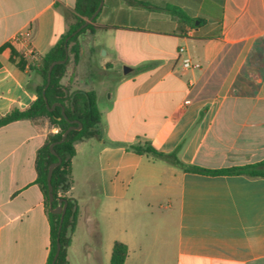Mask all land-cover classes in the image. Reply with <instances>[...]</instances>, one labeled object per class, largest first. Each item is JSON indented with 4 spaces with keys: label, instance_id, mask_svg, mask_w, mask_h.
I'll return each mask as SVG.
<instances>
[{
    "label": "crops",
    "instance_id": "obj_1",
    "mask_svg": "<svg viewBox=\"0 0 264 264\" xmlns=\"http://www.w3.org/2000/svg\"><path fill=\"white\" fill-rule=\"evenodd\" d=\"M149 1L187 19L103 0L101 28L80 35L78 61L60 80L94 90L101 112L100 134L77 142L71 162L66 195L79 215L69 264L76 242L87 264H110L115 241L127 247L123 264H264V177L185 172L128 148L179 146L184 163L208 169L264 160V0ZM73 7L0 0V115L35 100L41 78L32 67L58 28L68 30ZM26 30L28 39H14ZM183 56L200 67L182 68ZM116 62L129 70L119 74ZM57 131L46 118L0 126V264H47L35 157Z\"/></svg>",
    "mask_w": 264,
    "mask_h": 264
},
{
    "label": "trees",
    "instance_id": "obj_2",
    "mask_svg": "<svg viewBox=\"0 0 264 264\" xmlns=\"http://www.w3.org/2000/svg\"><path fill=\"white\" fill-rule=\"evenodd\" d=\"M136 7H145L153 10H164L179 20L187 19L184 11L176 6L161 5L157 1L130 0ZM100 0H74L73 19L68 30L60 35L43 54L41 62L32 67L39 74L41 82L35 87L36 98L31 105L25 109L12 108L7 113L0 115V126L20 119L37 120L46 118L50 125L56 126L58 131L49 134L44 144L37 150L35 157V168L37 172L36 183L39 185L46 204V211L50 224V250L47 264H69L67 259V249L71 243V237L75 230L79 215L77 201L66 195L73 184L71 174V162L75 154V144L77 142L95 137L100 134L101 112L97 106L96 93L94 90H70L61 84L60 80L66 73L70 63L75 64L79 58L80 41L79 37L84 32H95L98 28L94 25V20L84 26L67 41V59L63 63L55 64L50 72V82L45 88L44 95L48 105L59 103L64 108L67 118L61 113V107L55 106L53 110H48L43 97V89L47 81L48 66L54 60L65 58L64 40L85 19H87L98 7ZM75 120L81 123L79 129L70 130L66 138L57 144L53 149L60 158V163L54 167L51 175L52 186V207L58 204L59 199L66 200L63 219L60 223V214L52 213L48 201L47 171L51 163L57 161V156L52 154L49 144L60 139L62 133ZM138 154H145L154 159H161L185 172H194L209 175H237L243 174L252 177H264V160L242 166H233L218 169H208L198 165L184 163L178 156L179 146L170 152H162L154 147L149 140L137 141L128 145ZM60 226V227H59ZM57 239L60 249L56 260L52 263L56 250ZM127 256V247L124 243L115 241L111 248L110 264H123Z\"/></svg>",
    "mask_w": 264,
    "mask_h": 264
},
{
    "label": "water",
    "instance_id": "obj_3",
    "mask_svg": "<svg viewBox=\"0 0 264 264\" xmlns=\"http://www.w3.org/2000/svg\"><path fill=\"white\" fill-rule=\"evenodd\" d=\"M103 5V0H100L99 2V5L97 7V9L87 18L85 19V21L79 26L77 27V29H75L70 35H67L65 40H64V48H65V58L64 59H60V60H54L52 61L49 66H48V73H47V81H46V84L44 86V89H43V97H44V101H45V104H46V107L48 110H53V108L55 106H60L61 107V113L63 115L64 118H67L65 113H64V108L59 104V103H53L52 105H48L47 103V100H46V97L44 95V91H45V88L47 87V85L49 84L50 82V72L53 68V66L55 64H58V63H63L66 59H67V41L68 39L76 34L79 30H81L84 26H86L88 23L92 22V20L95 18L96 14L99 12V10L101 9ZM129 70L128 67H124V72L126 73L127 71ZM73 123H76V125H71L69 126L61 135L60 139H58L57 141H54L52 143L49 144V149L51 151L52 154L56 155V152L55 150L53 149V146L54 144H57V143H60L62 142L68 132L70 130H73V129H79L81 127V123L77 120H75ZM60 163V158L57 156V161L51 163L48 167V171H47V189H48V201H49V207H50V211L52 213H56V214H60V223L63 219V215H64V211H65V206H66V200L65 199H59L58 200V204L55 206V207H52V201H53V195H52V186H51V175H52V171L54 169L55 166H57L58 164ZM60 227V226H59ZM59 249H60V243L57 239V243H56V250H55V253H54V256H53V260H52V263L56 260L57 256H58V253H59Z\"/></svg>",
    "mask_w": 264,
    "mask_h": 264
},
{
    "label": "rangeland",
    "instance_id": "obj_4",
    "mask_svg": "<svg viewBox=\"0 0 264 264\" xmlns=\"http://www.w3.org/2000/svg\"><path fill=\"white\" fill-rule=\"evenodd\" d=\"M72 21H74L73 18H72ZM58 34H60V35L64 34L63 31L61 30V27L58 28ZM100 54H102V50L100 51ZM124 67H128V65H123L120 62H116V64H115V69L117 72H119V74L123 73ZM140 67L145 68V66H143V65L142 66L140 65ZM99 128H100V126H99ZM71 258H72V264H87V262L85 261V258L83 257V255L80 252L79 242H76L75 251L73 252V256ZM91 264H94V263H91Z\"/></svg>",
    "mask_w": 264,
    "mask_h": 264
},
{
    "label": "built area",
    "instance_id": "obj_5",
    "mask_svg": "<svg viewBox=\"0 0 264 264\" xmlns=\"http://www.w3.org/2000/svg\"><path fill=\"white\" fill-rule=\"evenodd\" d=\"M29 37H30V31L26 30V31H21L17 33L14 39L15 40H25V39H28ZM183 51H184V48L179 47L178 52L181 53ZM181 66L184 69H190V68H199L200 64L198 62H193L189 56H183L181 58Z\"/></svg>",
    "mask_w": 264,
    "mask_h": 264
}]
</instances>
